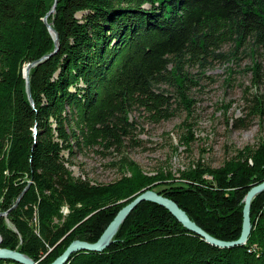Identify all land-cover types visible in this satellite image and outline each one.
Segmentation results:
<instances>
[{"label":"trees","instance_id":"obj_1","mask_svg":"<svg viewBox=\"0 0 264 264\" xmlns=\"http://www.w3.org/2000/svg\"><path fill=\"white\" fill-rule=\"evenodd\" d=\"M44 18L58 33L55 52ZM246 47L264 50V0H0V246L49 264L75 239L96 241L146 189L211 236L238 239L243 197L264 181V139L218 167L197 160L178 175L147 173L124 154L123 174L107 183L75 177L70 165L86 149L133 140V111L170 119L176 100L160 85L189 112L200 77L188 69L204 76L213 60L231 61ZM253 114L264 115L260 98ZM250 222L243 244L218 247L142 201L108 247L78 250L64 264H264V191L251 201Z\"/></svg>","mask_w":264,"mask_h":264},{"label":"rangeland","instance_id":"obj_2","mask_svg":"<svg viewBox=\"0 0 264 264\" xmlns=\"http://www.w3.org/2000/svg\"><path fill=\"white\" fill-rule=\"evenodd\" d=\"M230 48L231 45L226 44L221 50L227 52ZM235 54L231 61L213 60L204 76H200L198 67L188 69L194 77H200L198 85L188 93L189 112L170 88L160 85L165 94L166 90L176 100L173 102L174 115L155 123L144 110L133 111L130 114L136 126L133 140L125 139L118 149L95 146L77 154L71 159L73 175L96 183L113 181L124 172L119 167L123 154L147 173L161 169L178 175V170L197 160L218 167L238 149L248 144L256 145L264 139V115L253 114L256 98L264 105V50L250 53L246 47ZM255 63L259 64L258 68ZM188 131L192 132L193 139L186 146ZM61 212L66 213V209Z\"/></svg>","mask_w":264,"mask_h":264},{"label":"water","instance_id":"obj_3","mask_svg":"<svg viewBox=\"0 0 264 264\" xmlns=\"http://www.w3.org/2000/svg\"><path fill=\"white\" fill-rule=\"evenodd\" d=\"M56 3V1H55ZM44 22L48 28V30L53 33L54 35V42H55V48L54 52L58 48V33L53 30V28L48 24L44 18ZM47 57L44 56V58ZM33 63L27 64V66L24 68L23 73L24 77L26 79V89L28 93V98L32 103L31 95H30V89L28 85V72L29 68L32 66ZM33 104V103H32ZM264 191V181L251 187L247 193L245 194V197L243 199V208H242V226H241V232L238 237V239L233 241H224L217 239L213 236H211L209 233H207L205 230H203L201 227H199L194 221H192L186 212L182 210L174 201L171 199L165 197L163 194H160L154 190L146 189L145 191L141 192L139 195H137L133 200H131L130 203L122 207L114 216V218L109 222V224L106 226L105 230L102 232L100 237L94 241L89 242L86 240H73L66 249L51 263L49 264H64L68 257L78 250H88V251H101L104 248L108 247V245L112 242V237L116 233L117 229L119 228L120 224L124 221V219L128 216L130 211L135 207L137 204H139L142 201H150L156 204H159L160 206H163L166 208L171 214H173L176 219L188 230L198 234L201 236L207 243L218 246V247H233L236 245L243 244L251 230V222H250V204L252 199L257 195L258 193ZM1 241V239H0ZM0 259H9L13 260L15 262L21 263V264H41L37 261H34L32 258L27 256L24 253H21L20 251L9 249L5 247L0 246Z\"/></svg>","mask_w":264,"mask_h":264}]
</instances>
